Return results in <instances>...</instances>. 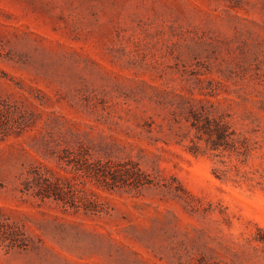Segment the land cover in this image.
Instances as JSON below:
<instances>
[{"label":"rangeland","instance_id":"374dc122","mask_svg":"<svg viewBox=\"0 0 264 264\" xmlns=\"http://www.w3.org/2000/svg\"><path fill=\"white\" fill-rule=\"evenodd\" d=\"M0 225V264H264V0H0Z\"/></svg>","mask_w":264,"mask_h":264},{"label":"trees","instance_id":"16d2710c","mask_svg":"<svg viewBox=\"0 0 264 264\" xmlns=\"http://www.w3.org/2000/svg\"><path fill=\"white\" fill-rule=\"evenodd\" d=\"M191 125L196 129L197 132H201L207 136V140L210 142L212 148L219 146L226 147L228 145V132L227 125L218 119H209L207 117L200 118L199 115H194L191 121ZM192 153L197 152L196 146L189 148ZM130 165L129 169L113 168L108 170L106 174H102L103 178L107 180L105 185L109 188L122 187L130 185L129 179H132L131 183L134 187H139L150 183L147 174L136 164L132 162H126L121 164L122 166ZM120 165V164H118ZM31 187V181L25 182V189ZM35 195L41 198L52 197L55 200L63 201L65 204L70 203L72 206L74 202L69 201L71 196L68 195V191L59 180L50 181L48 178L38 177L34 182ZM69 197V198H67ZM87 206H85L86 208ZM13 232H9L6 227L0 225V241L9 240L8 245L19 246L21 244L16 243L13 238Z\"/></svg>","mask_w":264,"mask_h":264}]
</instances>
